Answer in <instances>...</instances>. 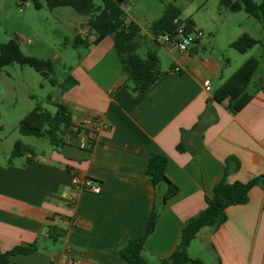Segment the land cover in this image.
Returning a JSON list of instances; mask_svg holds the SVG:
<instances>
[{
  "label": "crops",
  "instance_id": "0c3cea01",
  "mask_svg": "<svg viewBox=\"0 0 264 264\" xmlns=\"http://www.w3.org/2000/svg\"><path fill=\"white\" fill-rule=\"evenodd\" d=\"M210 2L200 1L185 17L178 7L180 19L192 21L195 36L183 53L171 45H158L159 52L150 48L149 30L127 15L125 23L139 28L140 48L154 51L161 73L140 94L131 93L110 37L93 43L96 35L80 21L74 23L71 13L51 11L66 19L72 35L86 40V46L79 47L82 51L64 76L76 84L64 92L53 87L57 97L49 101L67 109L73 127L96 117L104 128L89 149L82 147L85 134L75 135L71 128L67 144L60 147L31 158L0 157V250L37 242L32 254L12 256L14 264H63L67 258L72 264H127L119 249L142 236L153 206L161 204L163 188L154 190L145 176L150 154L166 157L165 174L178 192L158 207L154 230L142 250L147 264H162L173 254L183 224L205 208V198L222 179L231 184L264 177L260 86L235 114L227 102L213 99L233 73L217 38L224 36L230 45L247 33L240 24L223 26L219 20L229 11L219 7L212 13ZM160 55L169 67L162 66ZM227 159L234 162L225 174ZM74 175L91 179L100 192H74ZM225 214L218 229L198 232L188 256L201 262L190 253L199 239L212 254L202 264H264V183L249 190L246 204L229 206ZM50 228L63 231L62 237L51 239Z\"/></svg>",
  "mask_w": 264,
  "mask_h": 264
},
{
  "label": "trees",
  "instance_id": "16d2710c",
  "mask_svg": "<svg viewBox=\"0 0 264 264\" xmlns=\"http://www.w3.org/2000/svg\"><path fill=\"white\" fill-rule=\"evenodd\" d=\"M34 9L45 7L52 11L56 8L68 7L77 16L85 18V26L96 35L93 43H97L104 37H110L114 51L120 62L121 70L126 76L129 89L132 94H140L149 89L159 78V61L153 50L148 49L144 57L137 51L140 48V30L130 21L123 6L128 0H99L97 5L94 0H28ZM219 7L230 13L244 12L253 18L264 31V0L255 3L253 0H218ZM180 9L173 4H166L161 16L149 25V33L153 39V45L157 39L175 32V19L184 25V35L194 32L190 19H180ZM260 40L247 34H241L230 43V48L240 54L246 53L254 46L259 45ZM63 45H69L76 49L86 46V40L75 35L71 42L65 41ZM18 64L28 66L38 72L41 77L52 87H57L64 92L76 84L71 76L59 79L55 76L54 63L50 60H41L23 55L14 40L0 45V68ZM258 62L255 58L247 59L236 71H234L213 93V99L217 103L227 102L228 110L235 114L242 110L252 99L253 95L247 91L248 85L254 76ZM264 93V82L260 85ZM55 113L51 114L43 110L39 105L25 115L18 123V133L21 136H33L44 138L53 147L67 144L66 135L74 128L75 135L81 132L79 127H73L71 117L67 109L61 104L53 105ZM29 155L34 157V151L29 146L16 141L13 144L10 159ZM233 159L225 161V174L228 172ZM167 159L164 156L150 154L148 156L145 176L154 190L163 188L161 204L154 205L147 219L144 232L141 237L127 241L120 249L119 255L127 264H147L142 256L144 243L153 232L158 217V207L174 196L178 189L167 178L165 169ZM238 166L236 165L235 168ZM264 177H257L246 183H227L225 179L218 182L210 197L205 198V208L195 216L189 218L182 226L178 244L173 254L162 261V264H202L198 259L191 258L187 254V248L202 228L218 229L226 221L225 210L229 206L244 205L248 202V192L254 186H262ZM63 231L50 228L49 237L57 240L62 237ZM37 250V242L29 245L15 246L9 251L0 250V264H14L11 257L15 255H29Z\"/></svg>",
  "mask_w": 264,
  "mask_h": 264
},
{
  "label": "rangeland",
  "instance_id": "374dc122",
  "mask_svg": "<svg viewBox=\"0 0 264 264\" xmlns=\"http://www.w3.org/2000/svg\"><path fill=\"white\" fill-rule=\"evenodd\" d=\"M200 1L205 0H130L123 8L129 17L147 30L149 25L161 16L166 4L181 8L182 16L185 17ZM253 1L260 2V0ZM94 2L99 4V0ZM210 3L209 10L216 14L219 9L218 2L211 0ZM56 11L71 13L74 23L80 21L83 25L85 24V18H78L80 16L68 7H61ZM57 12L47 10L44 4L36 10L28 0H0V45L14 40L23 55L52 61L55 76L61 79L67 74L69 67L76 62L82 49L63 45L65 41L71 42L74 36L67 26L66 19H59ZM227 15V18L219 20L223 26L234 27L240 24L250 37L261 41L259 45L240 54L230 48L227 38L222 35L217 38V45L222 50L224 59L228 60L232 72L251 57L257 60L258 67L247 88V91L251 93L264 82V31L253 18L242 11L228 12ZM75 25L76 29L80 28L82 32L87 31L85 27ZM148 44L150 48L153 47L158 52L161 50L158 45H153L151 42ZM147 49L146 46L141 47L139 55L144 57ZM160 59L162 66H170L165 56L160 55ZM57 93V90L38 72L28 66L12 64L0 68V157H9L16 141L32 147L35 154L51 149V145L44 138L21 136L18 133V123L35 105L54 114L55 108L49 98L53 100L57 97ZM190 253L198 256L203 263L212 260L211 252L203 248L199 239L193 242Z\"/></svg>",
  "mask_w": 264,
  "mask_h": 264
},
{
  "label": "built area",
  "instance_id": "2783aa9c",
  "mask_svg": "<svg viewBox=\"0 0 264 264\" xmlns=\"http://www.w3.org/2000/svg\"><path fill=\"white\" fill-rule=\"evenodd\" d=\"M130 1V0H128ZM173 24L176 25L175 32L170 35H165L157 39V44L164 46V45H171L176 48L177 51L183 53L188 50V48L193 44L195 36L193 34L184 35V25L179 23L178 19L173 21ZM200 36V34H196ZM180 70L179 68H174L173 72L178 73ZM205 91L209 90L208 82L204 83ZM85 134V138L82 142V147L89 149L96 137L100 134L104 125L101 121L96 117H90L83 119L78 125ZM71 186L74 192L80 191H88L93 194H98L100 192V188L98 185H94L93 181L86 177H80L78 175H74L71 180ZM69 225V223H67ZM63 264H72V260L67 258Z\"/></svg>",
  "mask_w": 264,
  "mask_h": 264
},
{
  "label": "water",
  "instance_id": "95a60500",
  "mask_svg": "<svg viewBox=\"0 0 264 264\" xmlns=\"http://www.w3.org/2000/svg\"><path fill=\"white\" fill-rule=\"evenodd\" d=\"M126 22V21H125Z\"/></svg>",
  "mask_w": 264,
  "mask_h": 264
}]
</instances>
